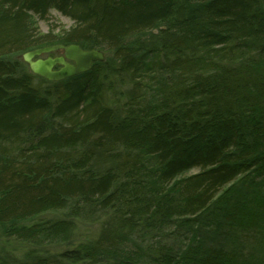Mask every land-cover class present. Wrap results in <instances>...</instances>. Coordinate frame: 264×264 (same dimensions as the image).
<instances>
[{"label": "trees", "instance_id": "16d2710c", "mask_svg": "<svg viewBox=\"0 0 264 264\" xmlns=\"http://www.w3.org/2000/svg\"><path fill=\"white\" fill-rule=\"evenodd\" d=\"M0 264H264V0H0Z\"/></svg>", "mask_w": 264, "mask_h": 264}, {"label": "water", "instance_id": "95a60500", "mask_svg": "<svg viewBox=\"0 0 264 264\" xmlns=\"http://www.w3.org/2000/svg\"><path fill=\"white\" fill-rule=\"evenodd\" d=\"M55 51H63V55L41 57ZM22 57L35 75L50 81H60L87 72L93 67L94 62H103L106 59L102 50H85L78 44H56L37 48L25 52ZM57 66L60 67L56 68Z\"/></svg>", "mask_w": 264, "mask_h": 264}, {"label": "rangeland", "instance_id": "374dc122", "mask_svg": "<svg viewBox=\"0 0 264 264\" xmlns=\"http://www.w3.org/2000/svg\"><path fill=\"white\" fill-rule=\"evenodd\" d=\"M61 24L68 27L71 24H73V22L69 17L63 15L56 9H52L51 16L48 18V20H42V19L38 20V25H39L40 30L45 33L49 32L50 30H52L53 28H56L58 25H61ZM107 56L108 55H106V57ZM191 173H193V170L191 171ZM62 215L63 213L59 211L58 212H44L36 216L35 218L60 217Z\"/></svg>", "mask_w": 264, "mask_h": 264}, {"label": "flooded vegetation", "instance_id": "af4514ba", "mask_svg": "<svg viewBox=\"0 0 264 264\" xmlns=\"http://www.w3.org/2000/svg\"><path fill=\"white\" fill-rule=\"evenodd\" d=\"M50 45H54V44H50ZM50 45H45V46H50ZM45 46H42V47H45ZM61 55H63V51H56V52H52L48 55H44L43 58H46L48 56L57 57V56H61Z\"/></svg>", "mask_w": 264, "mask_h": 264}]
</instances>
